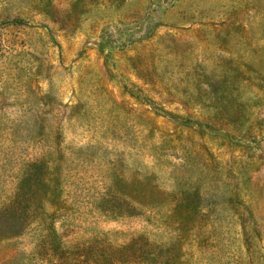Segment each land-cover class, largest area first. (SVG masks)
<instances>
[{
	"label": "rangeland",
	"instance_id": "obj_1",
	"mask_svg": "<svg viewBox=\"0 0 264 264\" xmlns=\"http://www.w3.org/2000/svg\"><path fill=\"white\" fill-rule=\"evenodd\" d=\"M228 68L230 110L183 104ZM147 135L218 173L216 223L141 206ZM0 191V264H264V0H0Z\"/></svg>",
	"mask_w": 264,
	"mask_h": 264
},
{
	"label": "trees",
	"instance_id": "obj_2",
	"mask_svg": "<svg viewBox=\"0 0 264 264\" xmlns=\"http://www.w3.org/2000/svg\"><path fill=\"white\" fill-rule=\"evenodd\" d=\"M188 73L185 72V75ZM242 74L238 69H225L220 77L223 80L221 91H214L213 83H210L203 90L204 99L198 98L197 94H193L191 90L183 92L185 96L180 97V99L184 105L193 110L200 111L210 117H217L230 110L232 92L224 91L228 85L227 82L229 85L239 83ZM177 89L179 90V86ZM234 105L239 106L238 103ZM150 137L148 135L146 138L137 136L133 140L135 146L140 143L144 144H140L139 149L129 146L126 157L116 160V170L123 176L121 180L125 182V177L127 179L132 177L139 179L145 175L144 182H160L161 185H166L170 191L151 193L145 198L146 202L141 204L143 208L153 210L157 216H163L165 210L163 205H165L168 210L180 213L177 218L178 221H182L181 225L197 216L201 218L202 222L216 223L219 208L228 204L224 199L226 195L223 193L226 186L217 177L218 173L208 166L201 165L198 157L187 151L181 140L175 139L173 136L163 135L155 139L154 142H148ZM123 144L128 145L127 142ZM141 152L151 160L148 166L154 170L153 173L140 174V172H145L147 167L141 165L133 156L139 157ZM133 171L137 174L133 175ZM5 202H7V197H4L0 191V215L7 214L10 216L12 208L17 207L21 200L19 195H16L8 204ZM220 204L222 205L219 206Z\"/></svg>",
	"mask_w": 264,
	"mask_h": 264
}]
</instances>
